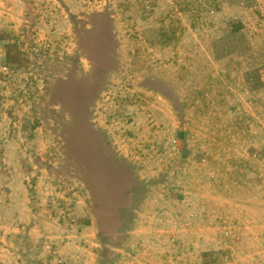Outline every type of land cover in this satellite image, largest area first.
I'll list each match as a JSON object with an SVG mask.
<instances>
[{"label":"rangeland","instance_id":"374dc122","mask_svg":"<svg viewBox=\"0 0 264 264\" xmlns=\"http://www.w3.org/2000/svg\"><path fill=\"white\" fill-rule=\"evenodd\" d=\"M0 264H264V0H0Z\"/></svg>","mask_w":264,"mask_h":264}]
</instances>
